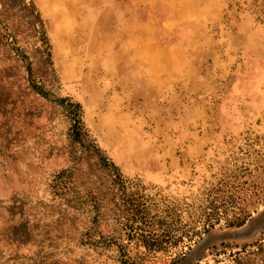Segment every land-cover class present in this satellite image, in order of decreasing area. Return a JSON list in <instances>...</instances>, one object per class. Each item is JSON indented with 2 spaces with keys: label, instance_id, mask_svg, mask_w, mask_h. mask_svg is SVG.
<instances>
[{
  "label": "rangeland",
  "instance_id": "1",
  "mask_svg": "<svg viewBox=\"0 0 264 264\" xmlns=\"http://www.w3.org/2000/svg\"><path fill=\"white\" fill-rule=\"evenodd\" d=\"M77 1L34 3L51 45L58 84L52 89L79 104L84 127L104 156L124 177L172 204L202 208L209 194L230 187L239 209L216 212L214 231L234 229L264 210L258 205L264 199V25L255 23L242 0L195 1L197 37L186 52L190 68L157 105L146 94L165 80L162 72L144 69L146 63L123 72L128 64L116 61L108 76L99 65L100 52L108 50H96L98 41L72 20ZM111 1L125 9L143 0ZM162 40L171 44L174 35L166 29ZM21 51L36 71L43 67L34 47ZM24 69V61L0 50V264H121L113 253L109 259L79 246L83 220L71 228L72 215L56 206L50 186L53 175L70 164L69 114L22 95L17 77ZM120 86L127 101H115ZM118 236L113 230L112 237ZM179 249L144 252L134 264H177L187 252ZM263 250L264 233L245 243L208 244L192 264H261L256 259Z\"/></svg>",
  "mask_w": 264,
  "mask_h": 264
},
{
  "label": "trees",
  "instance_id": "2",
  "mask_svg": "<svg viewBox=\"0 0 264 264\" xmlns=\"http://www.w3.org/2000/svg\"><path fill=\"white\" fill-rule=\"evenodd\" d=\"M242 2L255 23L264 25V0ZM9 17L17 22H10ZM20 24L26 29L23 38L17 34ZM27 47L40 52L43 63L40 70L32 68L31 58L21 51ZM0 50L25 62L23 76L17 77L22 95L40 97L49 104L63 107L69 114L70 164L53 175L50 188L57 199L56 206L72 215L68 220L71 228L76 221L83 220L79 246L96 255L99 251L108 256L114 254L113 258L119 259L121 264H134L135 255L144 252L168 253L180 248L181 252H187L177 264H192L201 260L208 244L245 243L264 233V210L234 229L213 230L216 212L239 209L240 204L230 199L233 197L230 187L222 191L227 195L209 194L206 205L201 208L200 205L169 203L159 193L151 194L139 180L126 178L119 172L90 138L81 120L79 104L57 97L52 89L58 84L50 63L51 45L34 0H0ZM14 73L16 77V71ZM6 101L5 97L3 102ZM260 204L264 205V199ZM197 214L199 218L194 217ZM246 216H250V212ZM113 230L119 232L117 238L112 237ZM196 241L199 242L192 247ZM258 255L256 260L264 264V250ZM249 261L244 263L258 264Z\"/></svg>",
  "mask_w": 264,
  "mask_h": 264
},
{
  "label": "crops",
  "instance_id": "3",
  "mask_svg": "<svg viewBox=\"0 0 264 264\" xmlns=\"http://www.w3.org/2000/svg\"><path fill=\"white\" fill-rule=\"evenodd\" d=\"M195 1L143 0L124 9L118 8L111 0H78L74 5L77 11L71 17L79 24L81 33L98 41L96 50H108L105 55L102 51L99 54L100 69L108 76L113 68L111 63L116 61L128 64L123 72L145 63L148 67L144 69L162 72L165 80L146 94L152 99L149 103L157 105L162 96L175 87L173 84L180 81L181 73L190 68L186 52L192 48L191 44L197 37ZM139 7L140 14H143L140 17L137 15ZM166 29L174 35L171 44L162 40ZM123 93L120 86L121 98L116 97L115 101H127L126 96L122 98Z\"/></svg>",
  "mask_w": 264,
  "mask_h": 264
}]
</instances>
